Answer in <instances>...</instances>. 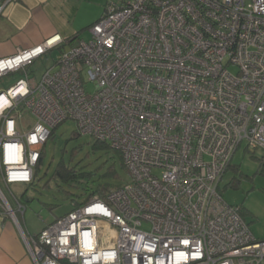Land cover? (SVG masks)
<instances>
[{"label":"built area","instance_id":"1","mask_svg":"<svg viewBox=\"0 0 264 264\" xmlns=\"http://www.w3.org/2000/svg\"><path fill=\"white\" fill-rule=\"evenodd\" d=\"M89 29L40 79L28 67L60 35L0 58V79L24 72L0 91V207L33 263L264 264L220 190L242 143L264 151V0H127ZM67 119L120 150L131 180L28 236L11 185Z\"/></svg>","mask_w":264,"mask_h":264},{"label":"rangeland","instance_id":"2","mask_svg":"<svg viewBox=\"0 0 264 264\" xmlns=\"http://www.w3.org/2000/svg\"><path fill=\"white\" fill-rule=\"evenodd\" d=\"M127 0H79L81 15L94 22L105 13L108 4H121ZM91 32L86 28L79 40H89ZM77 42V43H78ZM66 47L50 50L28 67L32 77L40 79L47 66L58 60ZM237 72V68H231ZM24 72H12L0 79V91L10 86ZM88 90H95V83L88 84ZM26 120L32 123L33 118L25 115ZM78 129L77 122L67 119L60 124L45 144V154L39 168V179L33 187L25 184H13L11 189L19 197L29 187L27 196L31 201L26 203L24 213H17L27 235L40 233L45 226L53 223L56 217L63 216L73 207V199L80 203L88 198L89 191L97 189L105 183L123 185L130 182L131 175L122 167L119 154L114 149L93 148V139L90 135L82 134L73 137ZM247 143H242L236 151L232 164L220 183L224 200L244 209L245 219L251 231L258 239H264V151L246 149ZM60 162L74 167L80 177L67 182L63 179H54L53 174ZM235 166V167H234ZM49 182V184H48ZM2 187L5 185L0 179ZM35 187V188H34ZM87 201V200H86ZM54 204V209L46 205ZM11 206L15 208L14 204ZM23 239V238H22ZM26 246V243L23 239ZM26 250L29 256L30 252Z\"/></svg>","mask_w":264,"mask_h":264},{"label":"crops","instance_id":"3","mask_svg":"<svg viewBox=\"0 0 264 264\" xmlns=\"http://www.w3.org/2000/svg\"><path fill=\"white\" fill-rule=\"evenodd\" d=\"M93 23L81 15L79 0H12L0 13V58L41 45L55 35L62 38L61 48L69 45L70 49ZM22 238L16 222L1 211L0 264H34Z\"/></svg>","mask_w":264,"mask_h":264},{"label":"trees","instance_id":"4","mask_svg":"<svg viewBox=\"0 0 264 264\" xmlns=\"http://www.w3.org/2000/svg\"><path fill=\"white\" fill-rule=\"evenodd\" d=\"M95 23V22H94ZM93 23V24H94ZM92 25V24H91ZM90 25V26H91ZM89 26V27H90ZM59 48H61V47H59ZM62 49V48H61ZM57 61V60H56ZM60 124H62V123H60ZM59 124V125H60ZM58 125V126H59ZM58 126H56L53 130H52V134H51V136H50V138L51 137H53L54 136V132H55V129L58 127ZM82 135V133H81V131L79 130V129H77L74 133H73V137H75V138H77V137H80ZM92 137V139H93V148H108V149H114L118 154H119V156H120V158H121V161H122V167L124 168V169H127V167H126V165H125V163H124V160H123V155H122V153H121V151L120 150H117V149H115L114 147H112V145L110 144V143H108V142H106V141H102V140H100V139H98V138H96V137H93V136H91ZM49 138V139H50ZM44 147H45V145H44ZM43 147V150H42V154H41V157H40V159H39V161H38V164H37V166H36V168H35V173H34V178H33V180H32V182H30V183H27V184H25L26 186H29V187H33L36 183H38V179H39V168H40V165H41V162H42V160H43V158H44V154H45V148ZM233 166V164H232V161L229 163V166H228V168H227V170H226V173H227V171L229 170V168L230 167H232ZM235 167V166H234ZM128 170V169H127ZM129 172V171H128ZM83 174H80L74 167H70V166H68L65 162H60L59 163V165L57 166V168L55 169V171H54V174H53V178L55 179H63V180H65V181H67V182H70L72 179H75V178H77V177H80V176H82ZM48 184H49V182H48ZM124 185V184H123ZM120 186H122V185H119V184H111V183H105V184H103V185H100L99 187H97V189H94L93 191H89V196H88V198L86 199V200H88V199H90L91 197H93L94 195H98L99 197H101L102 199H106V197H107V195H108V193L110 192V191H112L113 189H115V188H118V187H120ZM29 187H27L21 194H20V196H19V200H20V202L21 203H23L24 204V206H25V208H26V203L27 202H29V201H31V197H28L27 196V193H28V190H29ZM35 188V187H34ZM221 190V189H220ZM85 200V201H86ZM84 202V201H83ZM80 204H82V202L80 203L77 199H73V207H72V209L71 210H73L75 207H77V206H79ZM49 208H50V210H53L54 209V204H52V203H47L46 204ZM70 210V211H71ZM2 211V208L0 207V212ZM240 211H241V214H242V216L245 218V215H244V213H245V211H244V209L243 208H241L240 207ZM68 213V212H67ZM59 217H61V216H59ZM58 217H56V219H57ZM46 227V226H45Z\"/></svg>","mask_w":264,"mask_h":264}]
</instances>
